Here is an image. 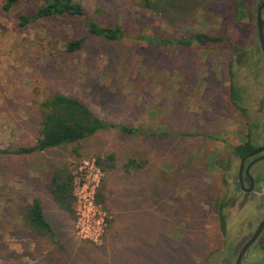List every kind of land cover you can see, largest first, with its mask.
I'll list each match as a JSON object with an SVG mask.
<instances>
[{"label":"rangeland","instance_id":"obj_1","mask_svg":"<svg viewBox=\"0 0 264 264\" xmlns=\"http://www.w3.org/2000/svg\"><path fill=\"white\" fill-rule=\"evenodd\" d=\"M80 1L89 19L120 25L125 36L95 37L76 17L19 30L17 13H33L38 0H22L8 12L0 0V147L35 144L39 103L58 92L80 98L112 124L79 144L0 153V264H235L225 258L264 211L259 199L244 200L238 189L241 159L232 151L249 130L253 143H264V59L237 76L246 90L244 113L232 99L231 70L257 52V9L264 0H245L243 19L236 12L243 0H151L152 7L144 0ZM198 31L240 45L250 41L252 51L241 63L234 42L187 47L139 39L148 34L177 40ZM79 37L85 38L82 49L68 52L66 43ZM118 124L148 134L125 132ZM130 159L143 167L127 166ZM94 162L102 173L95 177L93 171L91 179L97 195H105V205L97 201L109 217L99 240L79 231L77 200L73 217L47 190L54 165L76 176L89 174ZM109 164L114 167L106 172ZM254 170L264 174V162ZM24 195L43 201L58 243L5 215L8 203ZM261 256L251 251L246 264Z\"/></svg>","mask_w":264,"mask_h":264},{"label":"trees","instance_id":"obj_2","mask_svg":"<svg viewBox=\"0 0 264 264\" xmlns=\"http://www.w3.org/2000/svg\"><path fill=\"white\" fill-rule=\"evenodd\" d=\"M22 0H4L2 9L4 11H11L21 3ZM235 2L238 0H234ZM147 7H152L151 0H144ZM245 4V5H244ZM153 10V9H152ZM154 11V10H153ZM237 19H243L247 16L248 9L246 1L243 0L236 6ZM264 12V10H263ZM76 17L84 22L88 27V34L95 37L105 38L110 41H118L125 36V32L120 25L114 27L103 25L94 19H89L84 4L80 0H38L33 13H26L21 10L16 15V25L19 30L27 27H32L35 23L53 18L68 19ZM259 35V33H258ZM139 39H144L152 44H172L192 47L194 43L224 45L225 43L235 44L236 48L240 50L238 60L244 63L246 53L252 51L250 41H245L244 45H240L241 41H234L225 36H212L204 32H195L189 37H183L177 40H170L165 37H158L153 35H142ZM84 37H79L66 43L65 47L68 52H76L82 49L84 44ZM260 42V40H259ZM233 44V45H234ZM254 48V47H253ZM250 61L243 67L235 70L232 65L231 70V95L233 102L238 106L242 112L245 109L240 107L243 103L245 88L237 82V76L242 74L244 67H248L249 63H254L253 67H258L260 61L264 59L263 50L259 43L257 52L253 53ZM40 114V136L33 145H23L17 149L1 148V154L25 155L37 152H43L57 147H65L72 144H79L82 140L90 138L101 132L102 130L111 127L112 124L104 120L101 116L96 114L94 110L80 98L58 92L53 97L48 98L39 103L38 108ZM115 127L127 132H137L148 134L146 130L130 128L124 124L115 125ZM159 135H170L171 132L162 131ZM256 146L252 141V132L249 130L248 138L242 143L233 146V153L238 157H244L252 152ZM108 159L114 160V155L110 154ZM98 164H103L102 158L98 157ZM217 165V158L213 160ZM127 166L135 168H142L143 163L137 162L135 159H130ZM114 164H109L105 167L107 172L113 168ZM74 175L69 168L55 166L53 168L50 182L47 185V190L51 195L53 201L60 209L68 212L75 217L76 214V196L74 194ZM98 201L105 205L106 198L104 193L98 192ZM1 198V194H0ZM8 203L6 216H10L19 221L20 225L31 231L34 235L39 236L48 243H58L57 234L51 224L50 220L45 214L43 201L39 197H30L28 195L20 196L18 201ZM225 228V216L220 211Z\"/></svg>","mask_w":264,"mask_h":264},{"label":"flooded vegetation","instance_id":"obj_3","mask_svg":"<svg viewBox=\"0 0 264 264\" xmlns=\"http://www.w3.org/2000/svg\"><path fill=\"white\" fill-rule=\"evenodd\" d=\"M260 40V39H259ZM256 148L253 150L255 151L256 149L260 148L261 146L264 145V143L258 145L254 143ZM252 151V152H253ZM250 152V153H252ZM249 153V154H250ZM247 154V155H249ZM245 155V156H247ZM264 155V151L254 155L253 157H250L246 160L245 162V168L243 170V176H242V181L240 178V172L238 170V189L244 193L243 198L244 200H249V199H259V208L264 209V174L262 173H256L254 168L257 166L259 163L264 162V160L256 162L254 165L251 166L249 174L246 173V168L247 165L255 158ZM244 156V157H245ZM244 157H240V164L241 161ZM240 169V166H239ZM252 178V180H251ZM236 198V197H235ZM244 200H241V202H244ZM244 206V205H243ZM264 221V211L260 215L259 220L256 224V227L250 230L247 234H243L239 240L235 243L232 251L228 254L227 258H225V261H231V257L233 259L235 258V264H237L238 258L240 253L246 248L241 264H246L249 254L253 250H260L262 253V256L255 262V264H264V226L261 228V231L259 235L256 237V239L250 244L249 241L252 238L253 234L256 232L260 224ZM244 237H248L245 241H242Z\"/></svg>","mask_w":264,"mask_h":264},{"label":"built area","instance_id":"obj_4","mask_svg":"<svg viewBox=\"0 0 264 264\" xmlns=\"http://www.w3.org/2000/svg\"><path fill=\"white\" fill-rule=\"evenodd\" d=\"M89 174L74 175V194L78 204L77 227L81 234L92 240H99L108 226V214L97 201V183L91 176L95 171V177L101 175V169L93 163Z\"/></svg>","mask_w":264,"mask_h":264},{"label":"water","instance_id":"obj_5","mask_svg":"<svg viewBox=\"0 0 264 264\" xmlns=\"http://www.w3.org/2000/svg\"><path fill=\"white\" fill-rule=\"evenodd\" d=\"M263 10H264V1L259 5L258 9H257V27H258V33H259V39H260V45L261 48L263 50V54H264V20H263ZM264 151V145L261 146L260 148L256 149L255 151H253L252 153H250L249 155L245 156L240 164V178H241V182L242 181V176H243V170L245 168V162L248 158L253 157L254 155H257L261 152ZM264 160V155L259 156L255 159H253L246 168V173L249 174L250 168L252 165H254L256 162ZM252 180V178H251ZM264 226V221L260 224V226L258 227V229L256 230V232L253 234L252 238L250 239L249 243L251 244L256 237L259 235L261 228ZM246 239H248V237H244L242 241H245ZM246 248H244V250L240 253L237 264H241V260H242V256L245 252Z\"/></svg>","mask_w":264,"mask_h":264}]
</instances>
